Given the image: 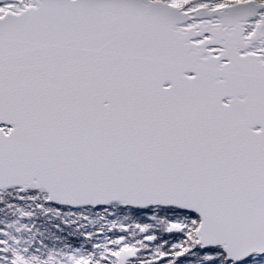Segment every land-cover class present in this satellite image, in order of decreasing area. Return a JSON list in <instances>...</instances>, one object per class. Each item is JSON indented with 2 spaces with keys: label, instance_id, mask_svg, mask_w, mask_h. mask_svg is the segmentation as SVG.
<instances>
[{
  "label": "snow or ice",
  "instance_id": "obj_1",
  "mask_svg": "<svg viewBox=\"0 0 264 264\" xmlns=\"http://www.w3.org/2000/svg\"><path fill=\"white\" fill-rule=\"evenodd\" d=\"M0 264H264V0H0Z\"/></svg>",
  "mask_w": 264,
  "mask_h": 264
}]
</instances>
